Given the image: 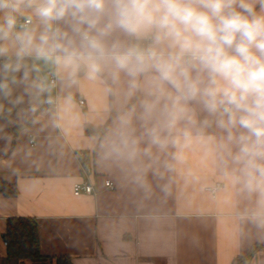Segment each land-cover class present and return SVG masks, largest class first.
Returning <instances> with one entry per match:
<instances>
[{
    "label": "crops",
    "instance_id": "obj_1",
    "mask_svg": "<svg viewBox=\"0 0 264 264\" xmlns=\"http://www.w3.org/2000/svg\"><path fill=\"white\" fill-rule=\"evenodd\" d=\"M19 18L38 27L27 9ZM28 65L27 79L0 71V180L16 191L0 192V264L14 261L4 240L11 218L37 222L39 253L51 264L58 257L73 264H264V182L246 187L243 166L221 147V130L193 131L189 143L177 138L160 149L139 119L148 99L143 82L129 97L124 79L114 85L106 75L81 73L68 87L55 65ZM48 98H57L56 109ZM121 118L129 121L127 147ZM87 126L107 128L100 135ZM84 180L95 193L76 196L73 184Z\"/></svg>",
    "mask_w": 264,
    "mask_h": 264
},
{
    "label": "clouds",
    "instance_id": "obj_2",
    "mask_svg": "<svg viewBox=\"0 0 264 264\" xmlns=\"http://www.w3.org/2000/svg\"><path fill=\"white\" fill-rule=\"evenodd\" d=\"M22 8L38 27L19 22ZM0 59V71L24 79L28 61L53 64L68 87L81 73L124 79L129 97L143 82L139 119L152 145L215 126L246 187L264 182V0H0ZM128 130L121 118L125 147Z\"/></svg>",
    "mask_w": 264,
    "mask_h": 264
},
{
    "label": "trees",
    "instance_id": "obj_3",
    "mask_svg": "<svg viewBox=\"0 0 264 264\" xmlns=\"http://www.w3.org/2000/svg\"><path fill=\"white\" fill-rule=\"evenodd\" d=\"M106 128L107 126H104L97 130L93 126H87L86 132H97L102 135ZM0 192L6 196H11L16 191L0 180ZM4 240L6 242V257L8 260L25 261L42 258L39 253L38 226L35 220L24 218L9 219L4 233ZM52 264L73 263L68 257H58L52 261Z\"/></svg>",
    "mask_w": 264,
    "mask_h": 264
},
{
    "label": "built area",
    "instance_id": "obj_4",
    "mask_svg": "<svg viewBox=\"0 0 264 264\" xmlns=\"http://www.w3.org/2000/svg\"><path fill=\"white\" fill-rule=\"evenodd\" d=\"M32 21V20H31ZM19 22L23 23V24H28L29 20L28 19H22L19 18ZM47 75L49 77V83L52 85H56L57 82V77L56 74L52 71L47 72ZM45 103L49 106H51L52 108L56 109L57 108V98H48ZM81 104H84V100H80ZM32 143H35L34 140H31ZM105 185L107 188L109 189H114L115 185L114 182L107 178L105 179ZM220 184H216L214 186L209 187L208 189L215 193L218 188H219ZM73 193L78 196L82 193H86V194H94L95 193V189L93 184L89 181V180H84V181H79L73 184Z\"/></svg>",
    "mask_w": 264,
    "mask_h": 264
},
{
    "label": "rangeland",
    "instance_id": "obj_5",
    "mask_svg": "<svg viewBox=\"0 0 264 264\" xmlns=\"http://www.w3.org/2000/svg\"><path fill=\"white\" fill-rule=\"evenodd\" d=\"M5 246H6V244H5ZM49 262H50L49 260H45L43 258H37L35 260H25V261L14 260V261L10 262L9 264H28V263H32V264H49Z\"/></svg>",
    "mask_w": 264,
    "mask_h": 264
}]
</instances>
